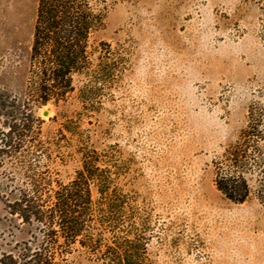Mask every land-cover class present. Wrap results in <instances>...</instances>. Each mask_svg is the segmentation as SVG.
I'll return each mask as SVG.
<instances>
[{
  "label": "rangeland",
  "instance_id": "374dc122",
  "mask_svg": "<svg viewBox=\"0 0 264 264\" xmlns=\"http://www.w3.org/2000/svg\"><path fill=\"white\" fill-rule=\"evenodd\" d=\"M105 1L107 24L97 40L125 46L132 66L99 114L81 117L78 93L66 110L90 146L119 152L128 164L125 187L151 216V261L264 264L263 208L228 202L211 167L244 128L251 94L264 81V0ZM37 5L0 0V89L12 94L26 88ZM47 109L39 113L43 138L68 182L81 161L62 154L64 121L54 117L63 110ZM9 170L0 169V259L42 241L37 227L5 211L20 186ZM69 262L91 264L78 256Z\"/></svg>",
  "mask_w": 264,
  "mask_h": 264
},
{
  "label": "trees",
  "instance_id": "16d2710c",
  "mask_svg": "<svg viewBox=\"0 0 264 264\" xmlns=\"http://www.w3.org/2000/svg\"><path fill=\"white\" fill-rule=\"evenodd\" d=\"M107 15L105 0H38L25 91L0 89V169L9 168L20 184L5 211L37 227L42 241L23 243L0 264H70L74 256L91 264H153L151 216L125 187L128 164L119 152L90 146L66 110L78 93L81 117L99 114L130 71L125 46L97 40ZM251 97L244 128L211 167L215 188L228 202L255 200L264 210V81ZM47 108L63 110L54 117L64 121L59 135L68 146L62 154L81 161L68 182L43 138L39 113Z\"/></svg>",
  "mask_w": 264,
  "mask_h": 264
},
{
  "label": "water",
  "instance_id": "95a60500",
  "mask_svg": "<svg viewBox=\"0 0 264 264\" xmlns=\"http://www.w3.org/2000/svg\"><path fill=\"white\" fill-rule=\"evenodd\" d=\"M50 115V109H47L46 111L43 112V117L47 118Z\"/></svg>",
  "mask_w": 264,
  "mask_h": 264
},
{
  "label": "bare ground",
  "instance_id": "6f19581e",
  "mask_svg": "<svg viewBox=\"0 0 264 264\" xmlns=\"http://www.w3.org/2000/svg\"><path fill=\"white\" fill-rule=\"evenodd\" d=\"M221 211H222V210H221ZM221 213H222V215L227 216V217L230 218V219H233V216H231V215H229V214H226L227 212L222 211ZM225 214H226V215H225Z\"/></svg>",
  "mask_w": 264,
  "mask_h": 264
}]
</instances>
